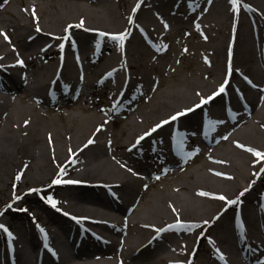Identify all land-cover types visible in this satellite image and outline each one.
I'll use <instances>...</instances> for the list:
<instances>
[{
  "label": "bare ground",
  "instance_id": "6f19581e",
  "mask_svg": "<svg viewBox=\"0 0 264 264\" xmlns=\"http://www.w3.org/2000/svg\"><path fill=\"white\" fill-rule=\"evenodd\" d=\"M5 15L0 264H264V0Z\"/></svg>",
  "mask_w": 264,
  "mask_h": 264
},
{
  "label": "snow or ice",
  "instance_id": "6c2138e0",
  "mask_svg": "<svg viewBox=\"0 0 264 264\" xmlns=\"http://www.w3.org/2000/svg\"><path fill=\"white\" fill-rule=\"evenodd\" d=\"M33 15H35L34 12H33ZM82 23H83V22H82ZM37 30L39 31V29H37ZM5 38L7 39V37H5ZM112 38H113V39H116V40H122V39H123V36H122V35H118V36H113ZM19 63L22 65V64H23V61H19ZM220 91L223 92L224 89L221 88ZM207 102H208V100H204V101H202V103H207ZM199 106H200V105H197V107H199ZM189 111H190V110H189ZM185 114H186V113H184V112L177 113L176 115H174V116L171 117V121H175V120H177L179 117L184 116ZM168 123H170V121L165 120V121L162 122L161 125H157L156 127H154V128L152 129V131L155 132V131L157 130V128L162 127L163 124H168ZM140 139L142 140V139H144V137H140ZM89 143H92V141H89ZM256 154H257V155H261L260 153H256ZM53 183L59 184V183H61V181H59V180H55V181H53ZM67 183H74V182H73V181H67ZM241 195H243V193H241ZM221 199H225V198H224V197H221ZM50 203L52 204V207H56V202H55V201H50ZM0 230H3V231H5V232H8L7 228H6L4 225H0ZM8 235L11 236V233L8 232Z\"/></svg>",
  "mask_w": 264,
  "mask_h": 264
},
{
  "label": "rangeland",
  "instance_id": "374dc122",
  "mask_svg": "<svg viewBox=\"0 0 264 264\" xmlns=\"http://www.w3.org/2000/svg\"><path fill=\"white\" fill-rule=\"evenodd\" d=\"M20 5H18V6H16V8H15V12H16V14L18 15V16H21V11H20ZM6 16V20H5V22H4V24H0L2 27H4L5 28V26L7 25V26H14L12 29H16V28H18L17 26H16V22H15V19L14 18H12V17H10V16H8V15H5ZM6 24V25H5ZM41 60L42 61H47L46 59H44V58H41ZM176 63V62H175ZM33 70H32V68H30V72H32ZM26 80L27 81H31V75H30V77H28V78H26ZM41 107V106H40ZM41 109L44 111V110H46V107H41ZM53 114L54 113H56V111H53L52 112ZM44 195H45V193H44ZM46 196V195H45ZM40 197L41 198H43V193L42 194H40ZM46 198H47V196H46ZM29 202V201H28ZM28 202H26V204H28ZM3 209V208H2ZM2 209H0V211L2 210ZM1 213V212H0ZM4 218H6V219H10V217L9 216H4Z\"/></svg>",
  "mask_w": 264,
  "mask_h": 264
}]
</instances>
